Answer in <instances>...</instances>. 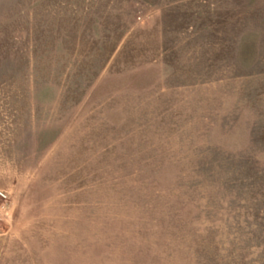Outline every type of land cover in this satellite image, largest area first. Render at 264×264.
Listing matches in <instances>:
<instances>
[{"label":"rangeland","instance_id":"obj_1","mask_svg":"<svg viewBox=\"0 0 264 264\" xmlns=\"http://www.w3.org/2000/svg\"><path fill=\"white\" fill-rule=\"evenodd\" d=\"M0 191V264H264V0H0Z\"/></svg>","mask_w":264,"mask_h":264},{"label":"crops","instance_id":"obj_2","mask_svg":"<svg viewBox=\"0 0 264 264\" xmlns=\"http://www.w3.org/2000/svg\"><path fill=\"white\" fill-rule=\"evenodd\" d=\"M77 190H62L56 192L57 194L50 196V205L52 208L64 207L66 200L63 197H76ZM58 197V198H56ZM69 207L77 206L74 201H71ZM65 218V217H64ZM41 225V226H39ZM21 229L32 233V230L41 233L37 236L32 235L28 238H22L19 244L21 245L20 251L24 257L18 263L14 264H77L76 253L81 250L80 242L82 241V223L74 221H65L62 219L52 220L43 218L41 221H30L25 225L21 224ZM19 229L18 225L14 229ZM21 230V231H22ZM80 237V241L79 240ZM16 237H12L15 240ZM34 245V246H33ZM37 249V253L34 251Z\"/></svg>","mask_w":264,"mask_h":264},{"label":"built area","instance_id":"obj_3","mask_svg":"<svg viewBox=\"0 0 264 264\" xmlns=\"http://www.w3.org/2000/svg\"><path fill=\"white\" fill-rule=\"evenodd\" d=\"M6 200H7V195L0 191V201H1V203H3ZM4 204H5V202H4ZM2 206H3V209H4L5 205L2 204Z\"/></svg>","mask_w":264,"mask_h":264}]
</instances>
